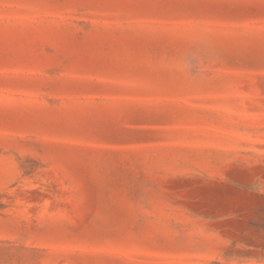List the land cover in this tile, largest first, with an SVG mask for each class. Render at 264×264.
<instances>
[{
    "label": "rangeland",
    "instance_id": "374dc122",
    "mask_svg": "<svg viewBox=\"0 0 264 264\" xmlns=\"http://www.w3.org/2000/svg\"><path fill=\"white\" fill-rule=\"evenodd\" d=\"M0 264H264V0H0Z\"/></svg>",
    "mask_w": 264,
    "mask_h": 264
}]
</instances>
